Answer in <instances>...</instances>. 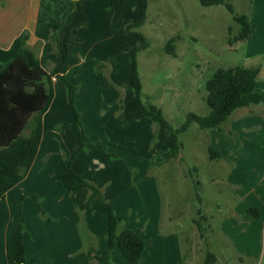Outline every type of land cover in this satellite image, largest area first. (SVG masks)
<instances>
[{
	"label": "rangeland",
	"instance_id": "obj_1",
	"mask_svg": "<svg viewBox=\"0 0 264 264\" xmlns=\"http://www.w3.org/2000/svg\"><path fill=\"white\" fill-rule=\"evenodd\" d=\"M34 2L36 4L35 12H32L33 20L39 21L45 13L54 15L50 5H42L40 0ZM70 2L72 3L71 0ZM76 2L73 9L77 12ZM85 3L87 10L84 13L88 21L77 31L76 48H83L81 45H88V42L91 46L113 47L121 51L125 48L130 49L131 52L124 51V55L127 54L126 65L130 83L131 54L133 49L141 46L142 41L127 34L126 27L140 20V0H130L124 9L117 11L111 10L110 5L106 6L107 0H87ZM232 4L238 15H247L250 18L253 28L250 40L234 45H230L227 38L234 39L236 22L225 6L205 7L201 0L149 2L147 21L137 30L149 43L146 51L137 54V68L143 84V101L145 104L158 106L175 129L184 124L190 113L200 116L210 114V108L206 104L205 86L217 70L234 66L249 68L260 65L258 92L264 96V0H232ZM103 20L107 24L106 27L99 24ZM231 25L233 29L228 31ZM237 26L238 32L240 26L238 24ZM63 37L61 34L58 44L51 43V46L47 45L43 50V41L29 49L39 58L43 51L47 52L50 48L53 49L51 54H55L54 52L63 45ZM174 37L178 38L175 43L176 57L169 55L165 50L167 42ZM108 62L109 59L103 56L96 60L97 67H93V64L90 70L94 68L98 72L93 87L101 99L111 93L112 87L116 96H119L118 104L121 109L125 99V88L108 79L109 75L106 73ZM56 64L55 58L44 61L47 70ZM72 68L73 66L70 67V75L66 77L68 81L75 79L76 73L71 70ZM54 88L57 101L52 116L57 114L66 116L68 115V108L65 106L66 88L60 77L54 83ZM114 101H102L101 108L105 107L108 110ZM234 114H237V117L232 120ZM234 114L219 130L204 131L197 124H193L180 138L184 146L181 150L183 162H176L171 166L170 169L174 172L172 177L159 181V202L161 200L164 202V220L172 219L175 235H179L178 246L181 254L185 255L190 264H206L209 252L216 255L215 264H264V105L239 109ZM49 119L52 122L51 115ZM147 120L151 121L152 125L153 121ZM139 123V120H135L134 124L126 121L123 125L125 135L123 139L130 143V148L128 154L121 160L129 171L133 187L137 188V195H140L138 185L142 179L135 178L141 172L143 164L138 160L142 158L144 163L147 161L158 141L157 132L160 129V126L153 123V128L148 131L144 124ZM62 125L59 130L56 127L49 129V137L50 133L57 137L56 134L65 132ZM71 130L76 135L80 148L78 135L73 128ZM166 131L171 133L170 130ZM148 132L149 135H146ZM142 135L144 138L142 145L139 141V153L132 156L130 152L133 149L132 144ZM148 136H151L150 143ZM232 136H235L234 140ZM86 137L87 146H90L89 137L87 135ZM220 141L227 144V154L219 147ZM108 143L106 140H98L92 147L102 149L108 154L110 149ZM66 144L69 149L73 146L70 141ZM213 145L217 150L223 151L229 164L210 160L209 147ZM53 148L55 151L56 143ZM76 148L77 146L74 151ZM87 148L83 152L87 151ZM232 149L238 151L236 159L233 158ZM116 156L110 155L111 159L117 157L121 159L120 156ZM230 160L237 164L231 163ZM165 170L162 169L161 172ZM150 172H153V169L148 172L149 175ZM146 177L145 175L143 179ZM147 178L151 179L150 176ZM38 205L41 213L40 203ZM252 206L259 208L262 218H254L251 212L242 215L240 211L251 209ZM237 211L241 213V221L240 218L234 217ZM13 216L15 217L16 213ZM28 216L29 224L35 225V219L30 214ZM43 220L48 221L47 218ZM228 234H231L232 240ZM149 242L150 245L153 243L151 240ZM159 252L154 257V264L168 263L169 260L174 261L171 264L177 263L175 255L179 252L176 254L175 247L170 246L165 252L162 250ZM1 256L0 253V264H8L6 256Z\"/></svg>",
	"mask_w": 264,
	"mask_h": 264
},
{
	"label": "crops",
	"instance_id": "obj_2",
	"mask_svg": "<svg viewBox=\"0 0 264 264\" xmlns=\"http://www.w3.org/2000/svg\"><path fill=\"white\" fill-rule=\"evenodd\" d=\"M34 1L0 0V70L16 57L22 46L21 39L26 33L29 34L27 46L32 48L39 41H43V50L47 45L51 46L48 24L61 27L55 41V44H58L59 36L61 34L65 35L66 26L77 16V12L73 7L74 2L78 0H71L72 3L70 0H40L43 3L42 5L51 6L54 15L45 13L43 14L44 16L39 18L40 22L37 19V21L33 20L32 12H35L34 7L36 4ZM86 1L82 3L84 12L87 10ZM109 5L110 1L107 0L106 6ZM87 21L80 27L82 28ZM99 24L104 27L107 25L104 20L100 21ZM237 24L236 22L234 36H237L241 30V26L238 24L240 29L237 32ZM80 27L72 33L70 54L65 68L66 77L71 73V71L69 72L71 66H73L71 70L76 73L75 79L70 81L80 88L76 97V107L80 112V118L91 145L87 146V151L75 157L73 169L77 174L99 187L103 191L106 200L112 203L117 214L125 221H128L129 227L145 240L147 248L142 256L141 264H154L153 261L156 254H159L160 250L165 252L170 246L176 248V254L179 252V254L175 255L176 264H190L189 261L187 262L185 255L181 254L178 246L179 235H175L172 219L164 220V202L163 200L159 202V181L168 180L172 177L174 172L170 169L171 166L176 162H183L184 158L180 153V160H172L170 148L171 133L166 131L167 128L160 127L157 132L158 141L149 158L145 163L142 158L138 160V162L141 161L143 164L141 165V172L137 174L135 179L140 178L142 182L138 185L140 187V195L136 194L137 188L133 187L129 171L123 166L121 161L128 154L130 148V143L125 142L123 139L125 137L123 125L127 121L124 107L133 97V92H131L132 85L131 81L129 83V73L126 65L127 54L124 55V51L128 53L131 50L125 48L121 51L119 48L91 46L88 42V45H81L83 48H76L75 40H78L77 31ZM231 29H233L232 25L228 31ZM43 31L45 32L42 33ZM228 31H226L227 37L229 36ZM227 39L229 40L230 38L228 37ZM62 48L63 45L54 52L55 56L51 54L52 48L40 54L43 68L48 73H54L62 63V58L59 55ZM106 49L108 51H105ZM103 56L109 59L108 70L106 71L107 75H109L108 79L125 88V99L121 109L118 104L119 96H116L112 87L110 88L111 93L108 96H104L103 99L100 98L93 87V82L96 81L98 72L94 68L93 70L90 69H92L93 64V67H97L96 60ZM48 58L57 59V64L50 70H47L44 65L45 59ZM74 58L76 59L74 60ZM91 58L96 59H92L95 63L92 62ZM257 66L260 67L261 73L260 65L252 67ZM59 77L62 79L61 74L55 75L52 79L53 83ZM105 80L107 81L106 77ZM65 99V106L68 108L67 91ZM107 100H111V102L115 100L108 110L105 107L101 108V102ZM56 101L57 96L55 93L51 108L44 115L43 140L31 170L23 182L8 191L5 198L0 199V253L2 256L5 255L7 260V244L16 232L21 216H23L26 228L24 234L26 246L25 264H128L127 259L118 247L108 252L103 262L99 263L96 257L102 256L108 249V241L106 239L108 232L107 212L95 211L96 197L88 190L71 193L69 190L61 188L58 182L53 180V176L63 166L64 156L69 157L79 149L78 140L76 135L72 133L71 128L56 134L57 137H54V133H50L49 137V129L52 130L53 127H56L59 130L62 124L74 122L73 113L69 109L66 116L61 114L52 116ZM50 115L53 118L52 122L49 119ZM236 117L237 114H234L232 120L236 119ZM147 119L136 120L140 121L139 124H144L149 131L151 127L153 128V123L151 125V121ZM134 121L129 124H134ZM146 135H149V132ZM148 137H150L148 139V143H150L151 136ZM143 138L144 135L138 139L136 138V143L132 144L133 149L130 150L132 156L138 155V144L141 141L142 145ZM234 138L235 136H232L233 140ZM98 140L109 141L110 149H108V154H105L102 149L92 147V144H95ZM69 141L73 144L71 149L66 144ZM55 143L57 148L54 151L53 146ZM218 144L227 154V144H223L222 141L218 142ZM76 146L77 148L74 151ZM217 151L221 153V159H218L217 162L222 163L224 161L229 164L223 151L220 149ZM237 152L232 149L234 159H236L235 155ZM111 154L120 156L121 159L117 156L116 159H111ZM231 163L235 164L236 162L231 161ZM165 168L169 169L165 170ZM152 169L153 172H150L149 175L148 172ZM162 169L165 171L161 172ZM145 175L147 177L150 176L151 179L149 180L147 177L143 179ZM24 194L27 197L23 200ZM33 196L41 198L42 207L50 220L45 221L40 217L39 202L33 199ZM151 202H154V204H151ZM14 208L16 210L13 211ZM30 208L31 211L29 212ZM251 208H257V206H252ZM249 209L246 208L240 212L245 216V214H249ZM257 209L259 210V208ZM240 212L237 211L234 217L236 219L240 218L241 221ZM14 213H16L15 217L13 216ZM28 214L35 219V225L31 226L29 224ZM260 217L262 218L261 213ZM223 226L222 224V229ZM228 235L232 240L231 234ZM148 239L153 242L151 245ZM173 262V260H169L168 263L163 262L161 264H171Z\"/></svg>",
	"mask_w": 264,
	"mask_h": 264
},
{
	"label": "trees",
	"instance_id": "obj_3",
	"mask_svg": "<svg viewBox=\"0 0 264 264\" xmlns=\"http://www.w3.org/2000/svg\"><path fill=\"white\" fill-rule=\"evenodd\" d=\"M76 2L77 16L65 28L63 48L59 55L62 63L54 73H48L43 68V61L27 46L29 34L22 39V46L14 59L8 62L0 70V199L5 198L8 191L24 181L31 170L44 135V115L51 108L55 98L53 77L62 75L67 91L68 109L74 115L73 123H64L63 130L73 128L78 135L80 148L72 156H64L62 168L53 176L61 188L76 193L88 190L96 197L95 211H106L108 214V241L107 251L96 259L102 263L108 252L119 248L128 264H141L142 256L147 244L133 229L129 223L117 214L114 206L106 200L103 191L94 183L77 174L73 169L75 157L83 152L88 145L85 127L80 118V112L76 107V97L80 88L66 78V64L70 54L71 36L85 21L82 3ZM111 10L122 9L129 0H109ZM151 0H140V20L126 27V33L133 35L142 41L140 47L133 49L130 65L132 67L131 85L133 97L124 107L127 123L136 119L148 118L154 124L171 131L170 148L172 160H180L183 149L181 135L188 132L193 124H197L201 130L221 129L228 122L230 116L238 109L264 105V96L258 92L260 67L234 66L217 70L208 80L205 89L207 92L206 104L210 108L208 116H200L195 113L188 114L184 124L175 129L166 119L163 111L153 104H145L143 101V85L137 68V54L146 51L149 43L144 35L137 30L147 21L148 5ZM205 7L225 6L233 15L234 20L241 26V30L234 39H229L230 45L246 42L251 39L253 28L247 15H238L232 4V0H201ZM50 41L55 43L61 27L48 24ZM177 37L171 38L166 45V52L176 57L175 43ZM55 56V54H53ZM210 160L221 159V153L213 146L209 147ZM27 197L23 195V200ZM40 203L43 218H47L42 208L41 198L33 196ZM200 200V197L198 196ZM254 218L260 217L257 208L250 211ZM197 223V222H196ZM200 228V226H198ZM202 230V228H200ZM25 219L21 216L16 232L7 244V261L9 264L26 263V246L24 241ZM216 255L209 252L206 264H215ZM241 263L243 262L240 260Z\"/></svg>",
	"mask_w": 264,
	"mask_h": 264
}]
</instances>
